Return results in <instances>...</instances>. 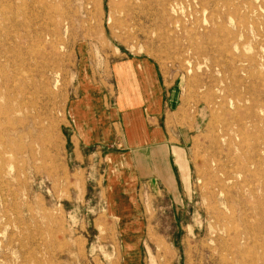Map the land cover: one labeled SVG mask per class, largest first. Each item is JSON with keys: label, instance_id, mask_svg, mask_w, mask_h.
<instances>
[{"label": "rangeland", "instance_id": "obj_1", "mask_svg": "<svg viewBox=\"0 0 264 264\" xmlns=\"http://www.w3.org/2000/svg\"><path fill=\"white\" fill-rule=\"evenodd\" d=\"M256 1L207 0L201 7L198 0H138L139 17L131 20L123 0H0V63L16 79L5 86L0 75V133L1 111L10 104L20 123L0 159L9 220L1 227L0 264H264V0ZM216 4L236 7L225 24L231 33L245 15L254 20L237 46L221 45L226 35L213 27ZM131 59L156 63L193 123L179 198L172 204L155 186L148 194L154 200L142 201L141 224L115 200L119 185L107 210L101 168H92L99 159L74 151L68 122L79 88L110 82L112 65ZM232 74L245 98L237 115L249 120L246 139L234 136L224 150L239 186L229 194L230 211L212 194L221 178L213 142L234 109ZM29 144L32 158L24 150ZM245 157L258 166L238 175ZM112 211L121 215L119 231ZM217 212L224 218L215 223Z\"/></svg>", "mask_w": 264, "mask_h": 264}, {"label": "crops", "instance_id": "obj_2", "mask_svg": "<svg viewBox=\"0 0 264 264\" xmlns=\"http://www.w3.org/2000/svg\"><path fill=\"white\" fill-rule=\"evenodd\" d=\"M110 79L99 87L80 85L68 107L70 143L83 160L99 159L92 168H101L107 210L109 195L119 185L123 191L115 192V200L141 224L146 215L142 201L154 200L148 194L157 193L155 186L172 204L179 198L193 123L178 90L154 61L116 62ZM109 217L119 231L121 215L112 211Z\"/></svg>", "mask_w": 264, "mask_h": 264}, {"label": "bare ground", "instance_id": "obj_3", "mask_svg": "<svg viewBox=\"0 0 264 264\" xmlns=\"http://www.w3.org/2000/svg\"><path fill=\"white\" fill-rule=\"evenodd\" d=\"M249 1H253V0H249ZM259 1V0H258ZM256 1V2H258ZM198 2L200 3V6L203 7L205 5H208L207 4V0H198ZM253 3V2H252ZM126 8H127V11L125 12V15H128L130 16L131 20H135L136 17H139V15H136L138 13V8H139V3H138V0H123V3ZM217 6L216 9H215V15H216V18L219 20V24H216L217 26H214L215 23L213 24V27L215 28L216 31L218 32H221L224 34L225 36V41H223L221 43V45L225 48L228 49V44H232L231 41H233V43L235 42V45L237 46V39L238 37H240V34L242 31L245 30V28L250 24L254 25V20L252 22H249L248 19H247V15L244 16V19H242L240 22H238L236 24V32L235 33H231L230 31L226 30L225 28V24H226V20H229L231 21V18L233 16V14L235 15L237 13V9H235L234 7H230L229 6H226V5H223L222 6L216 4ZM206 7V6H205ZM214 7V8H215ZM208 8V6H207ZM221 8H224V11H221L220 9ZM248 12L250 13H253V11L255 13H257L258 9H255L254 6L251 4V3H248ZM249 15V14H248ZM255 16V15H254ZM252 16V17H254ZM252 19V18H251ZM206 21V20H204ZM259 22V21H258ZM232 23V22H231ZM250 27V26H249ZM205 29V28H204ZM168 30V29H166ZM230 30V29H229ZM257 31V30H256ZM261 31V30H260ZM157 32V31H156ZM220 33V34H221ZM165 38V37H164ZM214 39V38H213ZM212 39V40H213ZM220 39V38H218ZM216 43H219L218 41ZM215 44V42H214ZM217 45V44H216ZM219 46V45H218ZM221 47V46H220ZM231 48V47H230ZM215 49V48H214ZM217 50V47L216 49ZM221 50V49H220ZM219 51V50H218ZM229 56V55H228ZM4 57V56H3ZM3 57H0V59H2ZM4 61L7 62L8 59L5 57L4 58ZM235 70V69H234ZM239 70H243L242 72H245L244 69L242 68H239ZM1 73L3 74V77L5 78L4 80V85H9L10 83H15V77L13 76H10L6 73H4L3 69H2V65L0 63V75ZM234 81H235V84L233 88H231V91H232V94H234V98L232 99L233 101V104H231L232 108H234L232 110V112H229L227 110V116H228V121L226 120L223 124V129L221 130V136H220V146H219V143L217 144L216 142H213V146H215V148L217 149L218 148V153L220 155V162H215L214 164L216 165V167L220 166L219 167V172L221 173V178L220 180L217 182V191L215 194H212L215 199L217 200V202L222 205V207H224L223 209H228V201H229V194L231 193V191L233 189H235L236 187H239L237 186L235 183H233V179L234 177L232 175H230L228 172H227V168H226V163H229L231 161L230 157H229V154H224V150H226L225 148H227L229 145L232 144L233 142V137L236 136L238 137L239 139L242 140H245L246 137H247V132L245 130V126H247V122L248 120H246L245 118H241L239 117L237 114V110L238 108L240 107V104L244 102V96L242 95V93L239 91L238 92V88H236V86H240L241 85V82L238 81V78L232 74V76ZM242 81V80H241ZM57 82V81H56ZM55 82V83H56ZM258 83V80L256 81ZM259 84V83H258ZM262 85V84H261ZM251 87V86H250ZM44 91L43 93L44 94H49V90H48V87L47 85H45L44 87ZM229 88V87H228ZM248 89V87H247ZM255 89V88H254ZM245 90V89H244ZM254 91V90H253ZM226 92V91H225ZM51 93V92H50ZM251 94V93H250ZM5 97H7V94L5 95ZM252 100V98H251ZM255 100V99H254ZM10 101V100H8ZM230 101V99H229ZM231 101V102H232ZM249 101H250V97H249ZM256 103V102H255ZM254 103V104H255ZM230 104V103H229ZM251 104V103H250ZM225 105V104H224ZM251 106V105H250ZM20 107V106H19ZM246 107V105H245ZM253 107V106H251ZM42 108V107H41ZM248 108V107H247ZM245 108V109H247ZM259 108V107H258ZM257 108V109H258ZM21 109V108H20ZM43 109V108H42ZM248 110V109H247ZM2 115L5 116L6 118V121H5V124H6V127H4V130L1 131L0 133V159L3 158V155L6 153L7 151V146L5 145L6 143V140L8 139L9 141H13L12 140V137L11 136H16V134L18 135V131H17V125H19V121L14 117V114L16 113V108H14V105L10 104V106H7L6 109H3L1 111ZM262 114V113H261ZM248 115V114H247ZM250 122V121H249ZM24 123V122H23ZM246 123V124H245ZM251 123V122H250ZM249 127V126H248ZM255 128V127H254ZM250 130V129H249ZM220 132V131H219ZM29 140L31 139V133L28 132L27 136H26ZM251 139V138H250ZM243 143V142H242ZM238 144V142H237ZM244 144V143H243ZM25 152L26 153H29L31 155V152H32V149L30 147V144L27 145L25 148H24ZM23 150V151H24ZM257 151V150H256ZM255 152V151H254ZM244 154V153H243ZM29 155V156H30ZM247 156H250V154H248ZM239 157V156H238ZM31 158H32V155H31ZM259 158V156L257 157ZM245 161H241V165H239V172H238V175H241L243 174L244 172H248L249 171V167L250 166H258L257 162H256V159L255 158H250V157H245L244 158ZM233 161V160H232ZM235 162V161H233ZM233 167H236V166H233ZM10 169V168H9ZM232 171V170H231ZM236 172V171H235ZM0 173H3L1 167H0ZM2 182V181H1ZM237 183V182H236ZM240 184V183H239ZM244 185V184H243ZM213 186V185H212ZM244 187V186H243ZM252 194V193H251ZM12 196V194H11ZM5 203V202H4ZM2 199L0 200V234H2L1 232V227L3 225L6 226L7 223V217H6V208H5V205H4ZM215 209H213L214 211ZM218 210V209H217ZM28 211V210H27ZM226 211V210H225ZM231 211V210H230ZM228 212V211H227ZM31 215V214H30ZM30 218V217H29ZM211 218H213V220L215 221V223H218V221L221 219V218H224L223 217V214L222 213H216V214H213V216H211ZM9 221V220H8ZM244 227V226H243ZM5 228V227H4ZM27 229V228H26ZM5 231V230H4ZM6 233V232H5ZM28 238V237H27ZM14 239V238H12ZM26 239V238H25ZM34 239V238H33ZM40 241V240H39ZM19 244H20V241H19ZM264 252V251H263ZM225 253V252H224ZM225 255V254H224ZM246 255V254H245ZM249 258V257H248ZM23 259V257H22Z\"/></svg>", "mask_w": 264, "mask_h": 264}]
</instances>
